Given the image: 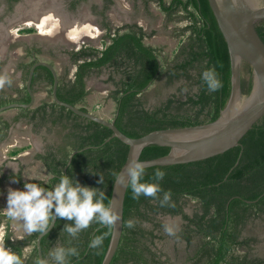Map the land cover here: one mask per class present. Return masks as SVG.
<instances>
[{
    "label": "trees",
    "instance_id": "trees-1",
    "mask_svg": "<svg viewBox=\"0 0 264 264\" xmlns=\"http://www.w3.org/2000/svg\"><path fill=\"white\" fill-rule=\"evenodd\" d=\"M155 1L167 18L178 17L183 22L177 31L183 39L170 58L161 47L146 41L149 34L142 25L126 23L110 32L112 27L106 23L109 32H106L103 47L83 45L71 51L74 73L71 78L59 77L58 96L89 110L85 105L90 94L87 78L104 68L110 69L108 80L115 87L108 97L116 104L115 124L133 137L157 129L214 121L231 93L230 52L209 0ZM256 27L264 40V20L257 22ZM33 63L25 65L26 75ZM210 69L215 70L222 83L215 92H210L202 79V73ZM42 70L46 75L41 73ZM43 75L52 96L54 77L47 67L35 69L32 84L34 86L37 77ZM163 78L167 86L181 82L178 91L153 106L148 105L144 94ZM241 85L243 93H250L253 70L247 62L243 65ZM30 98L26 87L21 99L0 89V107L13 102H29ZM18 109L19 116L27 117L35 127L57 130L61 139L36 155L51 174L48 180H25L23 168L6 177L13 178L21 186L33 182L51 189L61 176L69 175L73 183L77 180L82 185L105 191L104 203L110 204L113 184L127 159L129 145L111 137L113 131L108 126L83 117L54 99ZM10 126L9 121L0 118L3 138ZM170 150L169 146L152 143L143 148L140 159L156 158ZM157 169L166 173L161 181L154 180L153 173ZM100 175L105 179L103 184L97 183ZM142 182H157L163 191L157 199L142 195L135 200L128 186L124 229L110 264L164 263L161 254L154 249L156 240L163 237L156 232L161 225L154 221L159 213L183 218L184 224L178 235L187 245H194L187 264H264V256H250L249 251L243 250L252 248L259 239L247 234L248 224L256 220L264 222V116L243 136L240 145L203 160L146 167ZM167 191L171 192L174 207L160 206V199ZM186 199L198 203L192 214L185 210ZM130 219L136 222L134 228L127 227ZM150 222L153 226L145 225ZM67 223L70 222L57 218L52 230L42 238L44 258H49L50 250L60 245L75 247L78 251V256L68 258L69 264H102L113 228L109 230L93 223L73 239L67 233H61ZM0 226H4L5 246L19 254L24 264H35L39 258L38 233L16 237L11 220L3 211H0ZM106 232L108 235L99 249L89 247L95 236Z\"/></svg>",
    "mask_w": 264,
    "mask_h": 264
},
{
    "label": "rangeland",
    "instance_id": "rangeland-1",
    "mask_svg": "<svg viewBox=\"0 0 264 264\" xmlns=\"http://www.w3.org/2000/svg\"><path fill=\"white\" fill-rule=\"evenodd\" d=\"M168 1V0H167ZM117 4L113 5L108 11L109 19L113 27L121 26L125 23H138L144 27L149 36L146 38L148 43L157 45L162 48V52L169 56H172V52L177 45L183 39L178 35V29L182 26L183 22L178 17L169 19L160 10L155 0H116ZM6 4V0H0V5ZM36 8L34 5L26 3L19 11L20 13L27 14V10ZM1 7L0 14V28L11 30L9 32V39L7 42L2 43L3 39L8 32H0V58L3 61L2 75L6 76L13 81H16V73L18 72L15 62L18 53L20 56L23 54L22 48L29 43L38 44L47 48L48 44H54L59 46L64 51L69 46L79 45H103L101 42L92 41L96 39V36L103 35V32L99 30L95 21L78 22L77 26L74 25L75 32H69V35L73 36V39L67 37L66 33L52 32L54 28H59V15H56L54 8L43 9L39 14V19L42 14H46L47 20L43 26V23L38 21H29L26 25L22 20L6 21L8 16L12 15L3 13ZM23 10V11H22ZM50 13V14H48ZM13 17V16H12ZM59 20V21H58ZM37 26V27H36ZM36 29L33 34L28 37H20L24 28ZM52 28V30H51ZM21 29V30H20ZM38 29L41 34H38ZM51 30V31H50ZM73 30V29H72ZM57 33L60 37L56 38ZM68 34V33H67ZM69 38V44H65L61 41ZM64 39V40H65ZM53 45V46H54ZM9 47V48H8ZM70 60L67 55L63 53L56 56L55 65L58 72L65 77L71 78L75 69L74 65L69 63ZM244 65V64H243ZM110 69L104 68L100 72H94L87 78L88 89L90 94L87 98L86 107L89 110L98 113L99 115L112 119L116 108L115 101L109 98L108 95L115 87L113 82L108 80ZM20 83V81L18 82ZM10 85L5 84L2 88L3 91L8 90ZM181 82H176L174 85H165L164 78L158 80V82L152 86L145 94L144 97L147 104L153 106L167 97L170 93L177 92ZM36 97V102L33 106L47 94V90L44 86H39ZM180 93V92H178ZM20 110L17 108H9L0 113V118L7 120L11 123L8 129L7 135L3 138L0 132V174L13 173V168L18 171L20 167L23 169V177L25 180L30 179H42L48 180L51 176L46 166L36 158L37 152H45L46 148L55 142H59L61 137L58 136L57 130L50 131L46 127H35L27 117L19 116ZM16 151V153H12ZM13 167V168H12ZM23 190L24 186H21L18 182H14V179H1L0 178V211H3L7 207V194L9 188ZM198 203L192 199H186L185 210L192 214L197 209ZM4 212V211H3ZM179 219L180 229L184 224V220L180 215L171 214H159L154 217V221L158 222V233L162 234V238L157 240L155 245L156 249L165 259V264H187L189 254L194 250V245H187V242L181 238L178 233L176 236H168L164 233L163 223L166 220ZM147 226H153V223H145ZM11 227L16 237H22L26 233L23 229L22 221L11 220ZM247 234L259 237L256 244L252 248H243L245 251H249L250 256H264V222L261 220L252 221L247 226ZM4 226H0V238H3ZM197 239L194 241V243Z\"/></svg>",
    "mask_w": 264,
    "mask_h": 264
},
{
    "label": "water",
    "instance_id": "water-1",
    "mask_svg": "<svg viewBox=\"0 0 264 264\" xmlns=\"http://www.w3.org/2000/svg\"><path fill=\"white\" fill-rule=\"evenodd\" d=\"M218 25L227 42L231 58V93L225 107L217 119L211 122L174 128L153 130L140 137H133L123 132L115 119H107L91 110H84L62 100L58 96L59 73L54 65L41 60L34 64L28 74L27 90L29 102H13L0 107V113L9 108L31 107L35 104L33 76L37 66L50 69L54 81L53 99L73 112L108 126L113 134L129 145L127 159L120 173H124L133 158L145 162L147 167L155 165H172L203 160L241 144L243 136L264 116V40L260 36L256 24L264 20V0H209ZM247 62L253 70V86L250 93L242 91L243 64ZM240 101L242 104L239 105ZM169 146L170 152L151 159H140L143 148L149 144ZM75 153V152H74ZM73 153V154H74ZM72 154V155H73ZM112 188L110 204L120 215L113 228L112 238L102 264H110L120 243L124 229V207L127 188L116 183ZM57 220V219H56ZM56 220L45 234H38L37 250L39 258H44L42 238L54 227Z\"/></svg>",
    "mask_w": 264,
    "mask_h": 264
},
{
    "label": "clouds",
    "instance_id": "clouds-1",
    "mask_svg": "<svg viewBox=\"0 0 264 264\" xmlns=\"http://www.w3.org/2000/svg\"><path fill=\"white\" fill-rule=\"evenodd\" d=\"M202 79L210 92L218 91L222 87L214 69L205 70L202 73ZM5 84L10 85L11 80L6 76H0V89ZM146 167L145 162L133 158L126 171L120 173L116 179V183L131 187L132 197L135 200L142 195L157 199L158 194L163 191L157 182H142ZM13 170L16 172L15 168ZM165 175L166 173L160 169L153 173L155 181L163 180ZM104 182V177L100 175L97 183L103 184ZM105 199V191L82 185L77 180L73 183L69 175H63L51 189L33 182H26L23 190L10 187L7 194V207L3 211L10 220L22 221L24 232L27 235L45 234L54 220L66 219L70 223L64 226L61 233H67L75 239L93 223H98L109 230L117 225L120 215L112 204L104 203ZM160 206L174 207L170 191L164 192L163 198L160 199ZM135 223L130 219L127 221V227L134 228ZM162 227L166 235L176 236L180 231L179 219L166 220ZM107 235L106 232L95 236L90 241L89 247L99 249ZM71 256H78L75 247L66 248L57 245L48 253L49 258H37L35 264H69L68 258ZM0 264H24V259L19 254L5 246L3 238H0Z\"/></svg>",
    "mask_w": 264,
    "mask_h": 264
},
{
    "label": "flooded vegetation",
    "instance_id": "flooded-vegetation-1",
    "mask_svg": "<svg viewBox=\"0 0 264 264\" xmlns=\"http://www.w3.org/2000/svg\"><path fill=\"white\" fill-rule=\"evenodd\" d=\"M26 3L34 5L35 7H37V9L35 10L34 13H29V14L20 13L19 9L22 6L26 5ZM116 4H117L116 0H17L14 2H10V1L6 0V4L3 3L2 6L0 5V14H2L1 13V7H4L3 13H6V14L13 16V17L8 16V18L6 20L7 22L9 20L15 21V20L19 19V20H22L24 22V24L28 25L27 23L29 21H38V19L40 17L39 13L43 9L54 8L56 15H59V20H61V24H59L60 26L57 29L54 28L52 30V28H51V30H52V31L50 30L51 33L57 32V31L62 32L63 34L66 33L67 37L73 39V36L69 35V32L71 33V32L76 31V28L74 29V25L77 26L78 22H83V25H84V24H86L84 22L95 21L96 24L98 25V28H100L99 30H101L103 32V35L96 36V39L94 38V39H92V41L101 42V44H102L106 40V32H109V29L106 28V26H107L106 23H109V25L112 27V30L110 32H114V29L116 28V27H113L112 24L110 23L111 20L109 19V16H108V11L112 8L113 5H116ZM68 19H69V21H68ZM35 30L36 29H32L31 31H28V28H24L22 30L23 32H21L22 35L20 37H28V35L33 34V32H35ZM10 31L11 30H8V28L7 29H1L0 28V32H8V35H6L4 37L2 43L7 42V40L9 39V35H10L9 32ZM41 33L42 32H40L38 29V34H41ZM55 34H57V33H55ZM59 35H61V34H59ZM59 35L57 34L56 38L60 37ZM62 36H63V39L60 38L61 41L68 45L69 44V41H68L69 38H67V40H66L65 39L66 36L65 35H62ZM53 45L48 44L47 48H46L45 47L46 45L39 46L38 44H35V43L34 44L29 43L28 45H25V47L21 49L23 51V54L21 56H20V53L17 52L16 55H18V56H17L16 62H15V66L18 70V72L15 74L17 80L13 81V85H10L8 90H5L6 94H10L13 97H17L18 99H21L23 97L24 88L25 87L27 88V79H28V75H26L25 65H27L30 62H34L32 64V66H33L37 62H39L41 60H45V61L51 63L52 65H54L56 67V65H55L56 56H59L63 53L64 55L68 56V58L70 60L69 63H71L75 67V64L72 60L70 52L73 50H77V49L81 48L84 44L79 45V46H75V47L69 46L64 51H62L59 46H55V45L53 46ZM89 46H94V45H89ZM94 47H99V46H94ZM101 47H103V45H101ZM2 63H3V61L0 58V76H3L2 75V70H3V64ZM39 66H42V65H39ZM41 73L46 75L45 70H42ZM73 73H74V71H73ZM44 75L37 77L36 82L34 83L33 88H34V92H35V97H37V92H38L37 88L39 86L46 87V85L48 84ZM60 76L64 77L62 75V73L61 74L59 73V77ZM33 78H34V76H33ZM19 81H20V83H18ZM46 90H47L46 91L47 94H45L39 102H42L43 100L44 101H46V100L51 101L53 99V96L50 95L48 89H46ZM35 102H36V100H35ZM16 108H19V107H16ZM13 173H16V172H13ZM10 174L11 173H2V174H0V178L1 179H13L11 177H6V175H10ZM159 214H161V213H159ZM159 214H157V215H159ZM156 232H157V230H156ZM156 243H157V240H156ZM153 248H154V246H153ZM160 259L162 261H164V263H162V264H165L166 261L162 255H161Z\"/></svg>",
    "mask_w": 264,
    "mask_h": 264
},
{
    "label": "bare ground",
    "instance_id": "bare-ground-1",
    "mask_svg": "<svg viewBox=\"0 0 264 264\" xmlns=\"http://www.w3.org/2000/svg\"><path fill=\"white\" fill-rule=\"evenodd\" d=\"M257 2H260V0H256ZM33 9H28L27 10V14H29V13H34L35 12V10H36V8H34V7H32ZM23 11V10H22ZM48 14H50V13H48ZM46 17H48V16H46V14L44 13V14H42L41 15V18L39 19V21L38 22H42L43 24L41 25V26H43L44 25V23L46 22V20H47V18ZM59 21V20H58ZM68 21H69V19H68ZM67 21V22H68ZM66 22V21H65ZM59 23H61V21L59 22ZM66 25V24H65ZM71 31V30H70ZM58 32V31H57ZM242 104V101H240V103H239V105H241Z\"/></svg>",
    "mask_w": 264,
    "mask_h": 264
},
{
    "label": "crops",
    "instance_id": "crops-1",
    "mask_svg": "<svg viewBox=\"0 0 264 264\" xmlns=\"http://www.w3.org/2000/svg\"><path fill=\"white\" fill-rule=\"evenodd\" d=\"M45 88L47 89V85H46V87H45ZM38 103H40V102H38ZM17 109H18V108H17ZM38 153H41V152H40V151H39V152H37V153H36V155H37ZM36 158H37V157H36ZM37 159H38V158H37ZM39 160H40V159H39ZM40 161H41V160H40ZM41 162H42V161H41ZM42 163H43V162H42ZM43 164H44V163H43ZM20 168H22V167H20ZM19 170H20V169H19ZM19 170H18V171H19ZM18 171H16V172H18Z\"/></svg>",
    "mask_w": 264,
    "mask_h": 264
}]
</instances>
